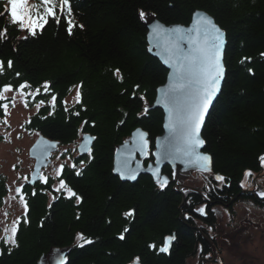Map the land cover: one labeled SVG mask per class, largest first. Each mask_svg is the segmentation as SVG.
Instances as JSON below:
<instances>
[{"label": "trees", "instance_id": "obj_1", "mask_svg": "<svg viewBox=\"0 0 264 264\" xmlns=\"http://www.w3.org/2000/svg\"><path fill=\"white\" fill-rule=\"evenodd\" d=\"M71 4L76 23L83 25L72 35L62 19L59 26L50 21L42 33L23 39L26 32L10 25L7 16L0 17V29L8 28L7 39L0 41V60L13 61V68L0 75V86L28 81L34 90L50 81L51 93L58 96L54 115L42 106L25 128L64 147L78 144L82 125L84 133L97 137L92 159H80L71 150L62 155L66 158L69 153L71 161L64 163L61 178L81 203L56 193L52 185L58 180L51 175L48 184L26 186L29 222L21 220L18 247L0 242V264H40L56 251H63L67 264H132L137 256L140 264H200L201 259H214V246L222 256L218 209L233 211L237 203L249 199L264 206V200L244 193L241 186L246 170L261 171L259 157L264 155V56L260 55L264 0H71ZM3 6L0 0V11ZM198 9L214 17L227 34L226 78L203 131L214 171L225 181L208 177L203 186L206 198L189 190L182 195L174 184L161 189L148 175L131 183L113 173L117 147L136 128L150 134V159L155 140L163 133V111L151 109L145 115L143 110L145 104L154 105L168 71L148 51V31L139 12H152L164 24L175 25L189 24ZM244 57L251 61L241 64ZM116 68L123 82L113 75ZM77 84L83 85L82 103L71 104L65 113L59 101L71 96L75 90L69 89ZM135 85L140 87L133 97ZM39 99L48 100L50 95ZM29 100L34 106L35 101ZM77 111L79 116L72 114ZM3 118L0 109V121ZM72 163L81 175L68 166ZM164 172L173 175L170 167ZM8 193L6 180L0 177V207ZM200 207L207 215L197 211ZM130 210L133 214L126 216ZM80 233L92 242L79 240ZM170 235L176 238L169 253L148 247L155 243L158 249Z\"/></svg>", "mask_w": 264, "mask_h": 264}, {"label": "snow or ice", "instance_id": "obj_2", "mask_svg": "<svg viewBox=\"0 0 264 264\" xmlns=\"http://www.w3.org/2000/svg\"><path fill=\"white\" fill-rule=\"evenodd\" d=\"M144 11L139 12L140 18L143 20L146 18ZM154 15V14H152ZM7 16L9 24L14 26L20 31L26 32L27 35L23 39H27L29 36L36 37L42 33L49 25L50 21L54 22L57 26L61 24L63 19L66 24V31L69 35L73 34L75 27L83 28V25H78L73 15V8L71 0H38V2L32 3L30 0H6V4L3 6V11H0V17ZM8 28L0 29V41L7 39ZM152 37L157 41V46L163 48L165 53L164 63L172 68L170 75V82L164 89H160L161 96L158 103L163 104L167 110V125L171 134V139L168 145L164 146L163 152H157V167L153 170L156 181L161 189L165 188L168 184V178L160 175V169L158 165L161 159H167L172 155H180L184 157L189 165H194L201 172H211V157L199 151V149L205 144V140L201 137V128L205 123V118L209 114L210 107L213 104L214 99L221 91V81L225 78V66L223 63V54L225 47V34L223 30L214 22L212 17L203 12H196L193 14L192 26L185 29L181 26H174L172 28H165L159 23L155 24L152 28ZM163 41V43H161ZM181 42L186 43L187 51L181 47ZM151 50V49H150ZM264 56V53L260 54ZM246 61L250 62L251 57H244L240 63L244 64ZM13 68V61L0 60V75H3L7 69ZM248 72L253 74V70L248 68ZM15 75L20 77V73L16 72ZM113 75L123 82V76L119 68L114 69ZM82 84L74 85L69 89V92L75 90V96L71 102L72 105L82 103ZM140 85H135L133 90V97L136 96V89H139ZM27 90V91H26ZM8 93H15L10 98L6 95ZM42 95H50V99H39L37 97ZM17 97H20V103L25 108L29 106V98L35 101V108L37 112L40 111L42 106H48L51 110L49 115H54L58 103V96L51 93V82L45 81L42 85L36 87L34 90L32 85L28 81H23L18 85L12 83H6L0 86V109L3 110L4 120L0 123L8 124L6 119L11 113L9 107H16ZM141 100L143 96L139 97ZM63 106L65 113L70 112V102L65 99L59 101ZM143 113H148V106L145 104ZM79 116V112L72 113ZM30 123L31 121H27ZM88 121H84L83 124H88ZM94 126V122H93ZM78 132L84 133V127L78 129ZM132 141V147L128 148L129 157L135 152L139 151L142 155L148 156V140L146 139L147 133L137 130ZM19 138V137H18ZM8 139V137H5ZM97 137L84 133L81 137L79 145V151L81 154L86 153L89 159H92L93 142ZM58 142L38 141L37 147L41 148L44 154H48L51 149L57 147ZM129 142H125L127 146ZM75 150V149H74ZM35 151V148L33 149ZM65 152L68 149L64 150ZM63 155V153L61 154ZM60 157L57 156V160ZM261 166L264 167V155L259 157ZM80 164L83 165L84 161L81 160ZM72 169H77V165L72 163L68 165ZM66 165L59 164L55 169L54 179L58 180V184L52 185L53 190L56 193L65 195V198H75L76 203L79 204L82 198L77 192L63 179L61 178ZM139 165H137V168ZM15 168V165H13ZM120 173L122 179L135 180L137 178V172L129 166L128 159L123 161L121 167L116 169ZM36 172L39 173L40 169L37 168ZM75 174L81 175V170L77 169ZM245 177H250L252 172L250 170L245 171ZM28 180V177H24ZM217 181L224 182L225 177L222 175H215ZM50 177L48 175L40 174L39 181L43 184H48ZM36 181L33 180L32 183ZM244 186L243 184L241 185ZM23 185L16 187L15 192L19 196L20 204L24 210L23 217H16L12 220L11 224L5 223L9 213L5 211L3 216L5 223L2 229L4 235H0V241L4 244H9L12 247H18L17 233L21 220L24 223H28L27 212L29 205L25 199L23 193ZM31 195H36V190L33 189ZM51 195V193H49ZM258 195L264 197V192H259ZM58 197L52 196L53 200ZM12 200L16 199V196L11 197ZM5 203H8L5 200ZM51 207V204H49ZM134 210H130L125 213L126 216H131ZM202 215H207L204 207L197 209ZM79 218V217H77ZM125 232L128 229L124 230ZM79 240H83L84 243H91L84 237L82 233L78 234ZM124 239V235L119 237ZM175 235H170L165 238L163 244L157 249L155 243L149 244L148 247L152 250H158L160 253H168L172 241L175 240ZM11 251V249H9ZM211 255V254H209ZM57 264H66L65 258L60 256L57 259ZM132 264H140V257H134Z\"/></svg>", "mask_w": 264, "mask_h": 264}, {"label": "rangeland", "instance_id": "obj_3", "mask_svg": "<svg viewBox=\"0 0 264 264\" xmlns=\"http://www.w3.org/2000/svg\"><path fill=\"white\" fill-rule=\"evenodd\" d=\"M14 94L15 93H8L6 95L10 98ZM74 96L75 91L67 98L70 105ZM9 111L11 114L6 118L8 124L0 123V177L6 180L9 192L5 198L8 203L4 201V204L0 207V221H5L3 213L7 211L9 215L5 223L10 225L12 220L16 217L24 216V210L15 189L19 185L24 186L27 181L24 177H28V180L31 179L32 172L35 171V162L37 163V158L32 157L30 149L39 139V134L25 128L27 121L37 112L35 105L33 106L29 103V106L25 108L23 104L20 103V97H17L16 107L12 108L10 106ZM4 119L5 117L2 120ZM163 135L164 130L163 133L156 138L155 146L157 139ZM5 137H8V139H5ZM149 140L152 142V147L153 141L150 138V134ZM79 142L80 140L78 144L75 146L72 145L71 147L59 146L58 149L52 153L51 159L53 161L44 169V175L55 176V169L59 164L70 162L69 153L66 154V158H63L61 154L66 153L64 151L65 149H68V151L71 150L72 153L77 154L76 151ZM205 149L206 145L203 151L207 153ZM155 150L156 149L152 150L153 156ZM57 156L60 157L59 160H57ZM13 165H15V168H13ZM211 167L212 170L210 173L193 170L187 175L179 178V180L174 181L181 184V190L184 191L185 194L187 190L200 191L202 194L203 186L209 175H217L214 171L213 158ZM170 168L172 169L171 166ZM56 184L57 183L54 185ZM242 184L244 185L242 187L244 193H254L257 199L263 201L264 197H261L258 193L264 192V167H262L261 171L257 174L252 173L250 177L244 176ZM25 188L24 186L23 190ZM179 188L180 187L177 186V189ZM12 196H16V199L12 200ZM218 212L219 239L222 246L221 251L223 252L222 256H218V264H264V206H260L252 199H249L237 203L233 211L226 207H220ZM5 223H0V235H4L2 229ZM61 252L62 254L60 256L65 258L67 264L68 260L63 251ZM57 253L60 252L56 251L47 255L45 257V262H55L57 259L54 257ZM60 256H58V258ZM40 264H44L43 260L40 261ZM194 264L197 263L194 262Z\"/></svg>", "mask_w": 264, "mask_h": 264}, {"label": "water", "instance_id": "obj_4", "mask_svg": "<svg viewBox=\"0 0 264 264\" xmlns=\"http://www.w3.org/2000/svg\"><path fill=\"white\" fill-rule=\"evenodd\" d=\"M203 13H206L207 14V12H203ZM209 16L212 17L211 15H209ZM212 19L216 23V20L213 17H212ZM142 22L144 23V25H145V27H146V29L148 31V33H147V40H148V44H149V47H148L149 53L152 56H154L155 58H157L161 62V64L168 71V76H167L166 83L163 86H161V87H159L157 89V98H156V101H155L154 105L148 107L149 108L148 110H151V109H161L163 111V114H164V123H163L164 135L163 136H160L157 139V142H156V150L154 151L155 161L149 163V165H146L145 164V160H146L147 156L142 155L137 150V151H135L131 155V157H129V152L127 150L128 148L132 147V141L135 139L133 134L136 133V131L138 129L148 134V132L145 131L142 127L137 128L132 133V136L127 140V142H129L127 146L125 145V142L122 145L118 146L117 151H116L115 156H114L113 173L116 176H118L121 179V181H124V182L127 181V182H131V183H135L139 179V177L141 175H148V176L152 177L153 181L156 184H158L157 181H156V177L154 176V171H153L157 167V164H156V160H157L156 153L157 152H163L164 151V146L168 145L169 142H170V139H171L170 131L166 127V125H167V115H168L167 114V110L164 108L163 104L158 103L159 97L161 96V92L159 90L160 89H164V88H166L168 86V84L170 82V75H171V73H172L173 70H172V68L169 65H167V64L164 63L165 53L163 52V48L162 47H158L157 46V41L152 37V28L157 23H159L160 25L164 26L165 28H172L174 26H177L178 24H176V25H169L168 26V25L164 24L163 22H161L160 20H158L157 16L156 15H152V13H147L146 18L143 19ZM192 23L189 25V27L192 26ZM189 27H184V28L187 29ZM223 32L225 34V41H226L225 47H224V54H223V63H224V66H225V62L224 61H225V51H226V47H227V36H226V33H225L224 30H223ZM161 43H163V41H161ZM181 47H183L185 49V51H187V45H186V43L181 42ZM225 78H226V67H225ZM225 78L221 81V91L217 95V97L214 99L213 104L210 107L209 114H210L213 106L217 102L219 96L221 95V92H222V89H223V86H224V82H225ZM209 114L206 116L205 123H204V125L201 128L200 135H201L202 138H203V131H204V128H205V125H206V122H207V119H208ZM146 139L148 140V151H149L150 146L152 144V142L149 140V134L147 135ZM41 140L50 142L49 140H46V139H43V138H41L39 141H41ZM95 141L93 142V145H94ZM205 145H206V143L199 149V151L202 152V153H204V154H207V153H205L203 151V149L205 148ZM57 146H58V144H57ZM34 148H35V151H33ZM33 149L31 151V155L33 157H36L37 158L36 169L37 168L41 169L43 166L47 165L46 160L51 156V153L57 149V147L55 149H51L50 152L47 155L44 154L41 151V148L40 147H37V144L33 147ZM86 155H87L86 153L81 154L82 157L83 156H86ZM207 155H209V154H207ZM209 156L212 158L211 155H209ZM125 159H128L129 166L132 169H135L136 172H137V178L135 180L122 179L121 176H120V173L118 171H116V169L118 167H121L122 166L123 161ZM137 165H139L138 168H137ZM211 165H212V159H211ZM166 166H171L172 167L173 173H174V175H176V180H179V178L187 175L188 173H190L193 170H198L194 165H189V163L187 162V160L184 157L180 156V155H172V156H169L167 159H161L160 164L158 165V167L160 169V175L162 177H167L168 178V184H167V186H169L174 181L171 179V177L168 174H163L164 168ZM211 170H212V167H211ZM33 180H35L37 182L38 179L36 177H34ZM32 181L30 182L31 184H35L36 183V182L35 183H32ZM177 186L180 187L179 189H177V187H175L176 190H177V192L180 193V194H182V195H184L183 191L181 190V188H182L181 187V184L178 183ZM197 193L201 194L198 191H197ZM173 243H174V241H172V244L170 246L169 251L171 250ZM214 254H215L214 260H215L216 259V255H217L216 254L215 246H214ZM204 261L205 260H202V264H204ZM56 262H57V260L54 262V264H56Z\"/></svg>", "mask_w": 264, "mask_h": 264}, {"label": "bare ground", "instance_id": "obj_5", "mask_svg": "<svg viewBox=\"0 0 264 264\" xmlns=\"http://www.w3.org/2000/svg\"><path fill=\"white\" fill-rule=\"evenodd\" d=\"M205 12L204 10H200V9H198V10H196L194 13H196V12ZM148 13H152V12H148ZM152 14H154V13H152ZM208 15H210L209 13H207ZM154 15H156V14H154ZM157 16V15H156ZM157 18H158V16H157ZM214 18V17H213ZM215 19V18H214ZM158 20H160L159 18H158ZM193 22V16H192V20H191V22L189 23V24H182V23H179L177 26H181V27H189V25L191 24ZM226 33V32H225ZM226 36H227V34H226ZM225 53H226V51H225ZM168 76V75H167ZM167 81V80H166ZM148 107H150V105L148 104L147 105ZM149 109V108H148Z\"/></svg>", "mask_w": 264, "mask_h": 264}, {"label": "flooded vegetation", "instance_id": "obj_6", "mask_svg": "<svg viewBox=\"0 0 264 264\" xmlns=\"http://www.w3.org/2000/svg\"><path fill=\"white\" fill-rule=\"evenodd\" d=\"M251 196H256V194H253V195H251Z\"/></svg>", "mask_w": 264, "mask_h": 264}]
</instances>
